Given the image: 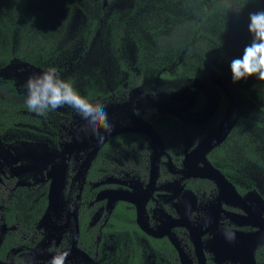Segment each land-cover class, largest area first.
Here are the masks:
<instances>
[{"label": "flooded vegetation", "instance_id": "flooded-vegetation-1", "mask_svg": "<svg viewBox=\"0 0 264 264\" xmlns=\"http://www.w3.org/2000/svg\"><path fill=\"white\" fill-rule=\"evenodd\" d=\"M0 87L8 89L0 91V99L25 117L10 125L0 117V145L9 154L0 160V264H49L63 249H71L66 264H249L250 247L241 238L255 232L256 224L264 226V211L248 201L247 190L233 181L229 168L219 166L226 168L220 171L221 154L212 151L211 156V148L195 161L223 132L221 124L202 144L208 134L199 131L198 141L186 149L184 121L173 114L163 113L150 123L133 115L124 122L109 118L113 131L102 142L96 140L84 167L78 154L85 144L73 146L62 165V149L69 148L74 135L61 134L59 112L37 115L16 99L10 80ZM124 87L133 97L145 93L140 85L128 88L125 81ZM221 105L214 120L223 113ZM119 125L126 128L118 130ZM48 131L52 137L44 140L52 147L50 158L31 152L21 156L19 146ZM207 164L224 182L206 176L211 174L204 169ZM205 217L211 218L207 227ZM226 226L235 232L234 240L225 238ZM263 245L253 248L254 264H264L256 260L264 254Z\"/></svg>", "mask_w": 264, "mask_h": 264}, {"label": "rangeland", "instance_id": "rangeland-1", "mask_svg": "<svg viewBox=\"0 0 264 264\" xmlns=\"http://www.w3.org/2000/svg\"><path fill=\"white\" fill-rule=\"evenodd\" d=\"M112 3L108 7V13L119 11V18L126 24L123 31V54L129 67L136 70V49L143 50L144 58L150 64L145 76L153 83L152 92L133 97L124 87L127 75L118 68L107 42L108 13L99 21V27L87 49L82 55L79 54L81 40L78 30L83 17L77 8L73 9L69 17L57 57L39 64L15 59L0 65V83L10 80L16 99L25 103V83L28 77L54 66L61 78L71 80L83 96L86 89L106 92L104 96L91 101L106 105L109 118L124 122L133 115L144 117L150 123L163 113L179 117L184 121L181 125L185 126V148H190L198 141L196 134L199 131H207L206 135L223 119L227 96L219 85L212 84L213 98L216 101L206 116L207 96L200 79L191 78L187 73L198 69L209 73V66L213 65L233 81L230 64L235 55L227 48L235 49L236 55H242L243 49L252 41V34L248 30L249 13L261 9L237 0H216L214 13L205 17L204 22L199 23L196 28L201 18V6L197 0H116V6ZM135 4L138 5L135 11L130 12ZM0 10L17 22L31 16L30 8L24 10L10 0H0ZM61 11L59 9V15ZM16 33L14 28V48L19 38ZM158 72H167L172 78L154 75ZM233 83L239 93L236 118L225 138L208 154L214 156L213 149L226 140L229 141L220 155L223 160L216 165L229 168L233 181L247 190L248 201L264 211V171L260 167V163L264 167V82L250 76ZM240 89H244L247 95L244 96ZM0 91L4 94L8 89L0 87ZM221 102L223 113L214 120ZM55 111L60 114L58 128L61 134L67 132L69 136H73L85 125V121L67 105ZM239 117L246 118L251 123L240 122ZM188 126L195 129L187 131ZM29 130L37 132L36 129ZM43 131H47V128ZM40 133L43 136L37 134L30 137L27 144L19 146L21 156L25 157L28 152L43 160L52 156V147L44 140V136L52 137L51 131ZM95 144L96 139L87 140L82 147L78 154L81 167L86 164L89 157H85ZM250 154L257 156L260 163L252 160ZM116 155L115 150L114 156ZM5 156H9L8 149L0 145V160Z\"/></svg>", "mask_w": 264, "mask_h": 264}, {"label": "trees", "instance_id": "trees-1", "mask_svg": "<svg viewBox=\"0 0 264 264\" xmlns=\"http://www.w3.org/2000/svg\"><path fill=\"white\" fill-rule=\"evenodd\" d=\"M17 5L21 6L24 10L30 8L31 16L26 20L19 22L15 21L12 16L7 17L5 13L0 10V65H5L11 60H23L32 64H39L43 61L54 59L59 55L60 41L66 31V26L69 21V17L74 8H77L83 17V21L78 30V37L81 40V46L79 54L82 55L87 49L89 42L91 41L95 31L99 27V21L108 13V7L113 0H10ZM201 6V22L198 20L196 28L199 23H203L205 17L212 15L215 9L216 0H197ZM240 3H245L249 6H255L260 8V11H264V2L261 0H237ZM116 4V0L112 5ZM137 4V2H136ZM135 4V5H136ZM116 6V5H115ZM138 5L131 8L129 11H135ZM59 9L61 15H59ZM97 9V10H96ZM131 15V14H130ZM129 15V16H130ZM60 17V19H59ZM108 29H107V42L112 56L116 60L118 68L125 72L127 77V87H135L140 85L142 90L150 92L152 89V82L146 78L145 71L150 68V64L146 62L144 58V52L142 49H136V60L134 61V67L136 70H132L127 58L123 54V31L126 28V24L119 18V11L114 10L108 13ZM14 28H16L18 34V43L14 48ZM229 52H234L235 49L227 48ZM235 58L240 57L239 54H234ZM211 71L219 72L218 68L213 65L209 66ZM206 71L198 69L197 71H189L187 74L191 78H200ZM154 75L160 78H172V75L167 72H158ZM257 78L256 76H253ZM258 79V78H257ZM264 82V81H263ZM240 92L246 96L247 93L244 89H240ZM106 92H102L98 89H86L84 96L89 99H94L98 96L105 95ZM10 104V103H9ZM4 100L0 99V117L7 119L6 125H10L13 121L23 119L24 115L17 109L15 105L11 107ZM24 106L20 105L22 109ZM26 107V106H25ZM223 106H220L222 109ZM19 118V119H17ZM25 118V117H24ZM238 121L243 123H251L246 118L239 117ZM5 123V121H4ZM224 144L214 148L213 152L218 155L226 147ZM252 160L260 163L257 160V156L250 154ZM261 169L264 171L263 165L260 163ZM222 173L226 172L225 167H219ZM118 206L116 207V211ZM115 223V221H113ZM259 249H264V245ZM256 260L263 263L264 254H257ZM138 262V261H136ZM128 264H135L130 261Z\"/></svg>", "mask_w": 264, "mask_h": 264}, {"label": "clouds", "instance_id": "clouds-1", "mask_svg": "<svg viewBox=\"0 0 264 264\" xmlns=\"http://www.w3.org/2000/svg\"><path fill=\"white\" fill-rule=\"evenodd\" d=\"M249 21L248 30L252 34V41L243 49L240 57L231 61L233 82L250 76L264 81V11L249 13ZM25 87V106L37 115L46 116L50 111L67 105L85 121L81 131L90 133L97 142H102L114 129L106 105L94 103L81 95L74 83L61 78L54 66L48 67L40 74L30 75ZM189 215L191 218L190 213ZM210 223L211 218L205 217L204 226L207 227ZM223 233L226 239H235V232L230 227H224ZM70 255L71 249L59 250L52 256L49 264H66Z\"/></svg>", "mask_w": 264, "mask_h": 264}, {"label": "water", "instance_id": "water-1", "mask_svg": "<svg viewBox=\"0 0 264 264\" xmlns=\"http://www.w3.org/2000/svg\"><path fill=\"white\" fill-rule=\"evenodd\" d=\"M264 2V0H261ZM199 82L201 83V86L207 96V105H206V116L210 113V111L212 110L214 104H215V99L213 98V93H212V89H211V85L212 84H217L219 85L225 92L226 96H227V103H226V107H225V114L223 119L220 121L219 124H221L226 116L227 110L230 109V121L228 122L227 126L225 127V130L223 132H221L220 135L214 137L213 139L210 140V143L203 148V150L201 149L200 152L198 153V156H196L195 161L198 158H202L204 156V154L209 151L211 148H213L215 145H218L227 135L228 131L230 130L231 126L234 123V120L236 118V114L238 111V104H239V93L238 90L236 88V86L234 85L233 81L225 74L220 73V72H215V71H211L209 73L204 74L202 77L199 78ZM142 122V121H141ZM118 122L116 121L115 124H117ZM141 125V127H147L149 128L151 135H153L154 137H156L155 132L153 131V129L150 128L149 125H147L146 123L142 122L139 123ZM138 124V125H139ZM119 127V128H118ZM125 126L119 125L117 126L118 130H123L125 129ZM216 128L211 131L210 133H208L207 136H205L203 139H201L199 141V144H202L203 142H205L208 138L212 137L213 134L216 132L215 131ZM85 133L80 130H78L74 136L70 139L69 141V148L62 149V152L64 151V155L61 158V164L63 165L64 162L66 161V158L68 156V153L72 150V147H78L80 148L81 145H84L87 142V139L89 137L84 136ZM80 139V143H78L76 141V139ZM206 170L210 171L211 174L210 175H206L212 179H215L216 181H223L224 182V178L223 176L214 168L210 167L209 164H207L205 166ZM59 173H62L59 171ZM213 173V174H212ZM61 178V175H60ZM56 189V188H55ZM49 191H50V187H49ZM115 193H117V191H114ZM256 226L258 227V229L250 234H245L243 238H241L243 241L247 242L250 249L247 251L248 255H249V264H254L253 260H252V252H253V248L260 243H264V226L259 223L256 224ZM189 228V227H188ZM250 238V239H249Z\"/></svg>", "mask_w": 264, "mask_h": 264}, {"label": "bare ground", "instance_id": "bare-ground-1", "mask_svg": "<svg viewBox=\"0 0 264 264\" xmlns=\"http://www.w3.org/2000/svg\"><path fill=\"white\" fill-rule=\"evenodd\" d=\"M230 109L227 110V113H226V116H225V119L224 121L221 123V125L219 126L220 127V130L224 131L225 130V127L227 126L228 122L230 121Z\"/></svg>", "mask_w": 264, "mask_h": 264}]
</instances>
